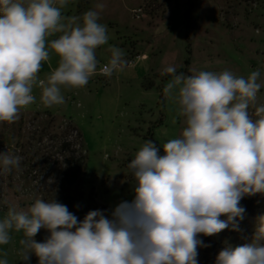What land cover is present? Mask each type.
Listing matches in <instances>:
<instances>
[{
  "label": "clouds",
  "instance_id": "9594fccd",
  "mask_svg": "<svg viewBox=\"0 0 264 264\" xmlns=\"http://www.w3.org/2000/svg\"><path fill=\"white\" fill-rule=\"evenodd\" d=\"M68 3L0 0V123H14L36 102L34 88L41 89L45 107L62 105V87L82 88L97 72L96 50L109 40L99 22L104 4L69 17L62 14ZM109 51L100 73L111 77L128 61L121 48ZM53 54L58 67L41 79ZM164 74L171 77L164 97L178 104L185 126L162 147L144 141L127 164L133 199L80 219L56 199L36 198L27 210L10 207L0 219V245L22 232L18 255L25 264L32 254L38 264H198L197 249L210 246L201 236L240 231L241 199L264 195V104L255 106L264 87L261 72L246 78L229 70L185 75L168 66ZM250 106L258 118L249 114ZM21 159L0 152V174L19 170ZM41 229L49 235L37 242ZM215 264H264V215L256 218L251 241L226 244Z\"/></svg>",
  "mask_w": 264,
  "mask_h": 264
},
{
  "label": "rangeland",
  "instance_id": "374dc122",
  "mask_svg": "<svg viewBox=\"0 0 264 264\" xmlns=\"http://www.w3.org/2000/svg\"><path fill=\"white\" fill-rule=\"evenodd\" d=\"M98 3L104 4L99 22L107 26L109 40L96 50L97 72L88 84L62 87L65 103L52 107L40 102L41 89L34 88L36 102L22 109L14 123H0V152L22 158L19 170L0 174V219L10 207L27 210L36 198L55 190L62 160L57 148L67 121L80 131L86 146L89 184L84 191L92 190L95 196L90 209L104 208L107 214L119 202L133 199L134 181L127 164L144 141L162 147L185 126L178 104L164 97L163 88L171 78L164 74L166 67L175 66L185 75L229 70L245 78L259 70L258 82L264 84V0H69L62 14L82 16ZM112 46L124 51L127 66L111 77L101 76L98 72L108 63ZM58 61L53 54L44 62L40 78L46 79ZM261 104L264 87L255 106ZM255 106L249 107L253 119L258 118ZM75 139V133H67L68 143ZM240 206L245 209L240 231L201 236L210 246L197 249L198 264H215L226 244L235 247L251 241L255 220L264 215V195H246ZM48 235L41 229L34 239L44 242ZM11 236L9 244L0 245V259L25 264L18 255L23 233ZM29 264H38V257L32 254Z\"/></svg>",
  "mask_w": 264,
  "mask_h": 264
},
{
  "label": "trees",
  "instance_id": "16d2710c",
  "mask_svg": "<svg viewBox=\"0 0 264 264\" xmlns=\"http://www.w3.org/2000/svg\"><path fill=\"white\" fill-rule=\"evenodd\" d=\"M49 117L52 118L51 115ZM63 126L65 130L57 148L58 154L62 158L61 169L58 178H56L55 190L44 196L43 199L46 201L56 199L57 202L67 205L69 211L78 218L83 219L84 215L91 210L90 205L95 203L93 191L90 190L88 194H85L84 191L89 184L86 180V146L82 134L71 121H67ZM67 133L76 134L74 143L67 142ZM74 146H77V149ZM83 204L86 206L85 208ZM94 208H97L96 205ZM101 210L105 209L101 208Z\"/></svg>",
  "mask_w": 264,
  "mask_h": 264
},
{
  "label": "built area",
  "instance_id": "2783aa9c",
  "mask_svg": "<svg viewBox=\"0 0 264 264\" xmlns=\"http://www.w3.org/2000/svg\"><path fill=\"white\" fill-rule=\"evenodd\" d=\"M133 64V62H130V65H132ZM103 67V66H102ZM101 76H105V75H103V74H101L100 73V70H99V72H98Z\"/></svg>",
  "mask_w": 264,
  "mask_h": 264
}]
</instances>
